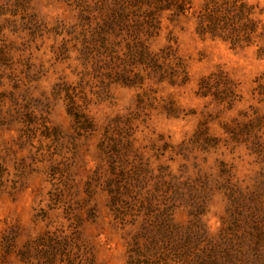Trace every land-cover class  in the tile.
Instances as JSON below:
<instances>
[{
	"label": "rangeland",
	"instance_id": "rangeland-1",
	"mask_svg": "<svg viewBox=\"0 0 264 264\" xmlns=\"http://www.w3.org/2000/svg\"><path fill=\"white\" fill-rule=\"evenodd\" d=\"M204 1L151 28L137 0L7 5L0 264H182L169 245L136 246L165 214L198 248L231 247L221 264H264V156L231 133L258 116L264 145V54L200 35ZM243 1L264 22V0ZM141 45L184 73L147 75L130 57ZM212 74L232 82L231 105L201 93Z\"/></svg>",
	"mask_w": 264,
	"mask_h": 264
},
{
	"label": "trees",
	"instance_id": "trees-1",
	"mask_svg": "<svg viewBox=\"0 0 264 264\" xmlns=\"http://www.w3.org/2000/svg\"><path fill=\"white\" fill-rule=\"evenodd\" d=\"M24 1L14 0L13 3H10L8 0H0V16L5 14L3 11L7 10V5L17 8V12L24 9ZM137 2L149 8L146 11L148 13L146 25H149L150 28L155 26L157 22L155 18L157 11L170 12L171 16L176 18L188 12L192 7L191 0H137ZM194 15L196 19V31L200 35L218 39L235 48L255 46L261 54H264V22L258 18L255 7L248 5L243 0H205L200 10L195 12ZM113 18L114 20L111 19L108 22L110 29L112 27L118 28V23L122 24L124 22L122 17ZM135 27L137 29L140 28L138 23ZM167 55L172 56L169 51ZM130 57L133 58L135 63L137 62L139 65L144 66L146 72L147 70H151L159 74L167 73L172 77L178 72L177 69H181L180 72L184 73L180 64H175L176 69H174L172 63L166 65H164L165 63L160 64L159 55L149 51L145 45L131 50ZM146 74L148 75V72ZM142 78L143 76L139 77V79ZM126 79L129 81V78ZM219 85H222V88ZM200 89H202L201 93L204 96L211 94L219 103L226 102L231 105L237 97L233 90L232 82L222 74H212L208 78L203 79ZM259 95L264 99V85L260 87ZM261 126V119L257 116L246 124L234 128V132L232 131L231 133L237 131L238 137H242L245 143H251L249 147L253 153L264 156L263 143L256 140V135H253V132L257 131ZM252 135L253 138L256 137L255 142H249ZM155 232L156 236H154L155 234L148 235L145 244L136 243V246L139 248L143 246L146 250L153 246L154 250V247L159 242L161 245H169V251L172 252L171 255L182 262V264H221L226 259H229L230 263L237 260L236 256L232 253L234 250L229 246H222V248L220 246H207L206 244L205 247L198 248L195 240L183 239L181 229L172 223L170 214H165L161 218ZM166 235H169V237ZM160 236L164 240H155V238H160ZM166 237L167 240L165 239ZM147 242L150 247L147 246ZM155 258L159 259L160 256H155Z\"/></svg>",
	"mask_w": 264,
	"mask_h": 264
}]
</instances>
